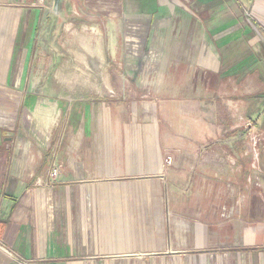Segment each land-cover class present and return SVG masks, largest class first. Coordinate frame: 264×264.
<instances>
[{"label": "crops", "instance_id": "crops-1", "mask_svg": "<svg viewBox=\"0 0 264 264\" xmlns=\"http://www.w3.org/2000/svg\"><path fill=\"white\" fill-rule=\"evenodd\" d=\"M17 1L0 0V264H264V0ZM50 5L100 20L50 30Z\"/></svg>", "mask_w": 264, "mask_h": 264}, {"label": "rangeland", "instance_id": "rangeland-1", "mask_svg": "<svg viewBox=\"0 0 264 264\" xmlns=\"http://www.w3.org/2000/svg\"><path fill=\"white\" fill-rule=\"evenodd\" d=\"M33 1H35V0H20V1H17V3H23V2L24 3H29V2H33ZM37 1L40 2V5L41 6H43V4H45L41 0H37ZM85 6H88V5H85ZM65 7H66L65 8V12L63 13L64 15H63V17L61 16V18L60 17H57L58 14H61L62 15V12L60 11V8H61L60 6L57 5V7H56V6L50 5V7H39L43 11V12L41 11L39 13L40 16L46 18V15H49L50 16V15H54L56 13L54 15V18L56 16V20L58 19V21H60V22H58V21H53L52 22L51 21L50 22V25H49L50 30L59 28V26L61 25V23H63V22H61L63 20H65V22L68 23V24L69 23L72 24V27H74L76 29H82V28H84L88 22L91 23L90 26H89L91 28L92 25H94L95 23H97L96 22V19L97 20H100L98 18H96L95 20H93V22L90 21V20H88L90 18V16H92V15H90V13L91 14H94L91 11V7H87L88 9H86V10L83 9L82 7H78V5H67ZM84 14H86V15H84ZM247 14H249V13L247 12ZM54 18H51V19L52 20H55ZM47 27H48V24L44 25V27L41 29V31H46V28ZM125 50H127V52L128 51H131L134 54L140 56L142 49L140 47V48H137V49H131L130 50L129 47H128L127 49L126 48L125 49H122V51H120L121 54L122 53L125 54ZM144 51H145V49H143V52ZM111 52H112L111 49H110V51H107L106 52V57H107V60L108 61L110 60L109 58L111 57ZM125 55H124V57H125ZM84 63L85 62H83L80 65V64H78L76 62V68L74 69V72H75V75H77V77H80V78L84 77V78L88 79V78L94 77L97 74L98 75H107V76H109V75H111V73H118L120 75H125V72H126V69H127V65L125 64L124 61L121 62V65H118V66L113 65L111 67L104 66V67H96V68L90 67L88 65L83 66ZM108 64H109V62H108ZM48 66L51 67L50 66V63H48ZM58 66H59V63L55 62V64H53L52 67L49 70H43V72H42L43 76L44 77H47V78H50L53 75H56L59 72V67ZM142 70H144V69L142 68V65L140 64V66L138 67V69H136L135 71L138 72V73H140V71H142ZM76 89L78 90V92H82L83 91L82 89H85L86 90L87 89V86L83 82H81V83L80 82H77ZM103 94H105L106 96H112V94L111 93H108V92L103 93ZM142 100H144L146 103L148 101V99H142ZM230 218H232V216H230Z\"/></svg>", "mask_w": 264, "mask_h": 264}, {"label": "built area", "instance_id": "built-area-1", "mask_svg": "<svg viewBox=\"0 0 264 264\" xmlns=\"http://www.w3.org/2000/svg\"><path fill=\"white\" fill-rule=\"evenodd\" d=\"M247 16L249 17L250 14H247ZM169 164L172 162L170 159H167L166 160ZM58 175V169L56 166H53V168L51 169V172H50V177L53 178L55 180V178L57 177ZM235 213V211L233 212ZM11 255V254H10Z\"/></svg>", "mask_w": 264, "mask_h": 264}]
</instances>
